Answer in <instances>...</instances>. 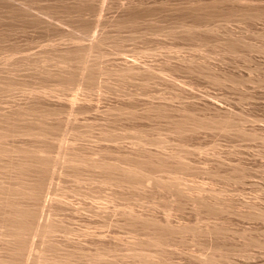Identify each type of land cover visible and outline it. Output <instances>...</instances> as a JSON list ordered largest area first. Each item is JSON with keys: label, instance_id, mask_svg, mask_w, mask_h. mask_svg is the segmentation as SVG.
<instances>
[{"label": "rangeland", "instance_id": "1", "mask_svg": "<svg viewBox=\"0 0 264 264\" xmlns=\"http://www.w3.org/2000/svg\"><path fill=\"white\" fill-rule=\"evenodd\" d=\"M26 149L52 168L39 207L19 201L38 207L23 264H264V0H0L1 185ZM143 161L189 197L117 185Z\"/></svg>", "mask_w": 264, "mask_h": 264}, {"label": "bare ground", "instance_id": "2", "mask_svg": "<svg viewBox=\"0 0 264 264\" xmlns=\"http://www.w3.org/2000/svg\"><path fill=\"white\" fill-rule=\"evenodd\" d=\"M92 47L93 45H84L82 46V48L76 46V49L74 48L72 51H70V53L76 52V55L73 54L75 56H71L72 58L80 56V58L82 59V63L80 64L83 65L80 66L81 68L79 67L80 69L85 68L86 64L84 63L86 61L87 56L90 54ZM230 47H232V45ZM78 51H80L81 53H79ZM77 54H79V56ZM69 56H66L65 59L69 60ZM81 59H79V61H81ZM126 69L129 70L132 69V67H125V71ZM233 121L234 120H231V118H227L226 120L206 119L191 123V117L184 116L181 120H178L175 123V126L177 129L180 130H194L199 127L213 128L216 130H227L228 127H230L232 124L234 125ZM39 125L44 128L41 132H36V134L45 135L48 132H51V127L44 124V122L40 121ZM239 127L241 126L239 125ZM239 127L237 125V129ZM238 130L239 132H242L241 129ZM33 150L36 149L24 150L23 153L25 157L19 162L13 163L12 168L16 170L19 174L18 179L12 183L13 185L3 186L0 184V222L5 227V235L7 236L5 240V245L3 247V253L0 254V264H23L24 253L28 248L29 244L28 238L25 235H28L33 229L37 228L36 215L38 207L41 203L42 193L44 191V182L49 173L51 172L52 167H49L50 164L48 163V158H46L45 155H40L34 152ZM52 164H55V162ZM147 165L151 167L152 162L149 163L148 161H143L141 163H138L137 165L129 167H120L119 165H117V167L114 168V170H117V172H119L118 176L116 177L117 185L122 186L124 183H129L133 186H142L145 185L146 182L151 181L154 185L156 184V186L159 187H165L168 189L169 187L174 189L177 188L175 189L177 190L175 191V193L177 194L176 196L182 193L183 190H179L176 179L172 178L162 180L156 179L155 177H151L150 173L145 172V167ZM99 167L107 171L113 170L112 167L106 163L99 165ZM29 172H32L36 176L34 182H32L31 184L25 182L22 178L23 175ZM109 179L110 175L104 178L102 182L107 183ZM186 194L184 192V194L182 193L181 195H184V197H189ZM189 194L192 193L190 192L188 193V195ZM190 197L192 201L195 197L193 201L194 205H214L208 199L209 197L207 198V196H205L204 194L201 195L197 193V195L195 194L194 197L191 195ZM21 199L33 200L34 205H38V207L35 209H30L29 207H27L28 204H21L19 202ZM62 199H65V197H62ZM55 200H57V197ZM58 200V202L56 201L57 204L60 203L61 197H58ZM64 203H66V201H64ZM210 209L213 211L216 210V208H214L213 206L210 207ZM156 223L159 224L158 222ZM159 225L166 227L168 233H171L173 231V225L168 221V219L164 223H161ZM44 227H46V225H44ZM145 242L159 246L163 245L165 242V231L159 228L158 226H155L151 234H148ZM210 259L213 264H215V256H212Z\"/></svg>", "mask_w": 264, "mask_h": 264}]
</instances>
